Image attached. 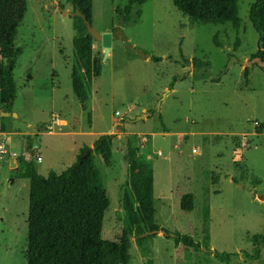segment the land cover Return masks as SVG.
Returning a JSON list of instances; mask_svg holds the SVG:
<instances>
[{
	"label": "rangeland",
	"instance_id": "rangeland-1",
	"mask_svg": "<svg viewBox=\"0 0 264 264\" xmlns=\"http://www.w3.org/2000/svg\"><path fill=\"white\" fill-rule=\"evenodd\" d=\"M25 1L15 39L21 48L13 69L11 111L16 116L0 115V130L9 131L0 136V143L6 139L0 154V264H25L29 182L19 175L20 157L29 152L24 162H32L42 176L59 173L76 160L79 145L94 147L103 134L112 135L109 164L92 151L110 200L103 239L117 241L122 232L118 215L129 140L152 164L155 223L200 244L175 245L158 232L152 238L153 264H264V245L256 258L244 254L253 253L251 235L264 226V199L253 195L264 196V132H256L264 122V63L252 57L258 49L248 18L253 0H237V32L229 22L191 24L171 0L133 5L138 20L126 22L115 8L127 0H92V26L99 32L119 27L126 40L113 39L106 56L93 40L101 73L92 79L85 102L71 86L77 35L72 2ZM7 20L1 0L0 32ZM214 34L221 47L213 42ZM236 36L240 43L233 49ZM129 46L161 60L142 58ZM182 57L206 60L210 69L185 65ZM53 114L65 122L49 130ZM12 152L17 155L11 157ZM10 158L17 164L11 166ZM187 192L194 198L190 212L180 208ZM213 250L232 253L230 260H220ZM129 254L128 264H144L134 236Z\"/></svg>",
	"mask_w": 264,
	"mask_h": 264
},
{
	"label": "trees",
	"instance_id": "trees-1",
	"mask_svg": "<svg viewBox=\"0 0 264 264\" xmlns=\"http://www.w3.org/2000/svg\"><path fill=\"white\" fill-rule=\"evenodd\" d=\"M1 1V0H0ZM73 11L78 7L87 20L91 21L92 0H70ZM147 0H127L115 13L122 22L138 20L140 12L132 15V7ZM174 7L187 16L191 24L231 23L237 32L240 19L237 14V0H171ZM8 20L0 32V100L4 110L11 111L16 97L13 69L21 48L16 47L17 28L26 11L25 0H4ZM248 18L258 34V49L253 58L264 63V0H253L249 7ZM76 37L73 39L75 59L72 65L71 86L81 100L86 101L91 93L92 79L101 73V57L93 53V38L87 33L82 19L74 17ZM213 42L221 47L216 34ZM236 36L233 49L239 46ZM160 61L157 56H150ZM183 58V64L191 63L195 69L208 71L210 64L206 60L193 57ZM246 78L247 68L243 70ZM176 79V78H174ZM172 85V84H171ZM83 107V105H82ZM161 120L162 131L166 132ZM256 132H264V122L257 124ZM112 135H100L94 142V152L105 164L111 159ZM88 145L78 150L76 160L59 173L50 171L40 175L32 162L25 164L20 177L29 182L28 197V233L25 264H128L131 256V238L144 264H153L152 238L137 235L145 231L164 230L154 221L153 206V168L146 158L137 153V148L126 141V178L123 182L121 199L122 215L118 218L122 232L117 241L101 237L102 220L110 200L102 184L100 172L90 153L83 157ZM193 194L184 193L180 197V208L185 212L193 209ZM166 231V237L169 231ZM175 245L182 243L186 247L198 248L199 243L187 234L175 233L172 237ZM253 253L244 252L250 258H256L264 245V226L262 232L251 235ZM213 255L228 262L232 253L217 252Z\"/></svg>",
	"mask_w": 264,
	"mask_h": 264
},
{
	"label": "water",
	"instance_id": "water-1",
	"mask_svg": "<svg viewBox=\"0 0 264 264\" xmlns=\"http://www.w3.org/2000/svg\"><path fill=\"white\" fill-rule=\"evenodd\" d=\"M63 11V10H62ZM69 12L67 11H63V14H68ZM72 16H78L82 19L84 26L86 28L87 33L95 40L101 43V46L105 49L104 53L105 56L108 54L109 52V48L111 47L112 41L113 39L117 38L118 36L122 37L124 40H126V38L124 37V34L122 33V31L119 29V27H116L114 30L110 31V32H99L97 29H95L92 24L91 21L87 20L86 16L84 14H82L79 11V8L77 7L73 12L70 13ZM130 48H132V50L137 51L140 56L142 58H148L150 55L149 54H145L142 50H137L135 48H133L132 46H129ZM0 115L1 116H13L15 117L16 114L12 111H0ZM144 114H141L139 116H137L138 118H143ZM96 147H88L85 151V153L83 154V157L88 156L90 153H92V151L95 149ZM10 164L11 166L14 165L13 160L10 159ZM254 197L263 200L264 196L263 195H257L255 194V192L253 193ZM158 232H161L163 235H166V231L165 230H155V231H145L139 235H137V237H144L148 234H157ZM168 235L170 237H173L174 234L173 233H168ZM133 236H130V238H132Z\"/></svg>",
	"mask_w": 264,
	"mask_h": 264
},
{
	"label": "crops",
	"instance_id": "crops-1",
	"mask_svg": "<svg viewBox=\"0 0 264 264\" xmlns=\"http://www.w3.org/2000/svg\"><path fill=\"white\" fill-rule=\"evenodd\" d=\"M109 54H110V52H108ZM88 100V99H87ZM86 100V101H87ZM85 102V101H84ZM0 111H7V110H4L3 109V106H2V103L0 104ZM2 117H4V116H2ZM5 117H9V116H5ZM11 117H13V116H11ZM52 121V118H51V120H50V122ZM65 121L64 120H62V119H60L59 118V123H58V125H61L62 123H64ZM3 124V122H1L0 121V126ZM47 126V125H46ZM7 133H9V131H6L5 129H3V130H0V136L2 135V134H7ZM3 138H5V137H3ZM5 140L6 139H4V141H3V143H0V148L2 147V149H3V151L5 152L6 150H5ZM83 145H86V144H81V145H79L78 147H77V149L79 150V148H81ZM34 148V147H33ZM35 149V148H34ZM23 151V150H22ZM0 154H2V153H0ZM13 155H17L15 152H12L11 154H10V156L11 157H13ZM36 155H40L39 153H35V154H33V157H35ZM28 156H29V152H26L25 151V155H23L22 157H20L21 158V165H19V169H21L22 170V168H23V166L25 165V164H27V163H29V162H24V159H28ZM41 156V155H40ZM10 159H12L13 160V158H10ZM35 159H36V157H35ZM13 163H15V165L17 164L16 163V161H13Z\"/></svg>",
	"mask_w": 264,
	"mask_h": 264
},
{
	"label": "built area",
	"instance_id": "built-area-1",
	"mask_svg": "<svg viewBox=\"0 0 264 264\" xmlns=\"http://www.w3.org/2000/svg\"><path fill=\"white\" fill-rule=\"evenodd\" d=\"M59 123V118L56 115H52V121L49 125L46 126V128H48L49 130L53 127V125H58ZM4 152L2 147L0 148V153ZM36 160L40 161L41 160V156L40 155H36Z\"/></svg>",
	"mask_w": 264,
	"mask_h": 264
}]
</instances>
